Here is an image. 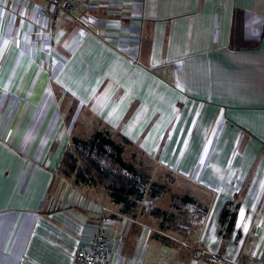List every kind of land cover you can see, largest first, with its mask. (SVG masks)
<instances>
[{"label":"crops","instance_id":"0c3cea01","mask_svg":"<svg viewBox=\"0 0 264 264\" xmlns=\"http://www.w3.org/2000/svg\"><path fill=\"white\" fill-rule=\"evenodd\" d=\"M0 60V264H82L104 221L116 264H264V0H0ZM64 64L84 107L101 96L113 125L130 113L128 137L211 197L195 236L157 239L56 183Z\"/></svg>","mask_w":264,"mask_h":264},{"label":"rangeland","instance_id":"374dc122","mask_svg":"<svg viewBox=\"0 0 264 264\" xmlns=\"http://www.w3.org/2000/svg\"><path fill=\"white\" fill-rule=\"evenodd\" d=\"M97 16L89 20L99 21ZM43 62L41 66H49L53 60ZM3 67L0 60V74ZM62 67L57 118L64 125L65 144L55 169L56 183L63 182L68 192L83 194L104 206L113 202L112 192L131 187L135 192L129 195V203L121 205L124 214L147 223L157 239L177 242L195 236L207 220L211 197L194 182L164 168L157 155H150L139 141L128 137L124 127L130 113L120 114V122L113 125L107 113L99 112L104 106L98 107L97 102L108 103L101 96L84 107L78 92V70L70 64ZM111 107L108 103L107 108Z\"/></svg>","mask_w":264,"mask_h":264},{"label":"built area","instance_id":"2783aa9c","mask_svg":"<svg viewBox=\"0 0 264 264\" xmlns=\"http://www.w3.org/2000/svg\"><path fill=\"white\" fill-rule=\"evenodd\" d=\"M50 2L55 12L60 10L72 12L80 0H50ZM105 223L106 221L98 226L99 229L94 234L90 246L78 248L75 255L76 260L82 264H116L110 252L109 234ZM209 259L217 264H235L219 252L210 253Z\"/></svg>","mask_w":264,"mask_h":264},{"label":"trees","instance_id":"16d2710c","mask_svg":"<svg viewBox=\"0 0 264 264\" xmlns=\"http://www.w3.org/2000/svg\"><path fill=\"white\" fill-rule=\"evenodd\" d=\"M109 143L115 145L114 141L109 139ZM117 146V150L119 153H121V147L119 145ZM121 162V158H118ZM135 192V189L131 187L122 186L118 189V192H112L113 201L118 204H128V197L129 195H132ZM236 216H237V210H231L229 208H225L221 215V223L224 228V230L230 232L235 226L236 222Z\"/></svg>","mask_w":264,"mask_h":264},{"label":"snow or ice","instance_id":"6c2138e0","mask_svg":"<svg viewBox=\"0 0 264 264\" xmlns=\"http://www.w3.org/2000/svg\"><path fill=\"white\" fill-rule=\"evenodd\" d=\"M5 43H7V42H5ZM241 215L243 216V213H241Z\"/></svg>","mask_w":264,"mask_h":264}]
</instances>
